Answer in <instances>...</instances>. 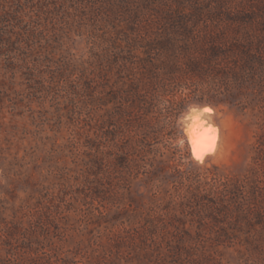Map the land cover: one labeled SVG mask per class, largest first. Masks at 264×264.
Wrapping results in <instances>:
<instances>
[{"label": "rangeland", "instance_id": "rangeland-1", "mask_svg": "<svg viewBox=\"0 0 264 264\" xmlns=\"http://www.w3.org/2000/svg\"><path fill=\"white\" fill-rule=\"evenodd\" d=\"M0 264H264V0H0Z\"/></svg>", "mask_w": 264, "mask_h": 264}, {"label": "bare ground", "instance_id": "bare-ground-1", "mask_svg": "<svg viewBox=\"0 0 264 264\" xmlns=\"http://www.w3.org/2000/svg\"><path fill=\"white\" fill-rule=\"evenodd\" d=\"M211 112L212 110L208 106H204L192 108L186 114L187 120L183 127V133L189 144L192 158L199 162H202L207 156L213 155L218 147V129L204 117L206 113ZM194 140L196 141L195 145Z\"/></svg>", "mask_w": 264, "mask_h": 264}, {"label": "snow or ice", "instance_id": "snow-or-ice-1", "mask_svg": "<svg viewBox=\"0 0 264 264\" xmlns=\"http://www.w3.org/2000/svg\"><path fill=\"white\" fill-rule=\"evenodd\" d=\"M194 131V130H193ZM196 141L194 140V145H195ZM197 158L199 159V155L197 156Z\"/></svg>", "mask_w": 264, "mask_h": 264}, {"label": "water", "instance_id": "water-1", "mask_svg": "<svg viewBox=\"0 0 264 264\" xmlns=\"http://www.w3.org/2000/svg\"><path fill=\"white\" fill-rule=\"evenodd\" d=\"M188 112H189V110L184 114V117H185V115H186Z\"/></svg>", "mask_w": 264, "mask_h": 264}]
</instances>
